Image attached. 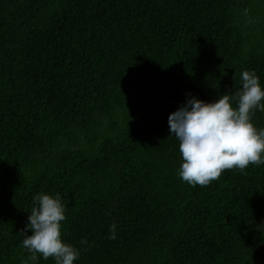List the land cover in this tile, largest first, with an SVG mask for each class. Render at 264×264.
<instances>
[{
    "label": "trees",
    "instance_id": "16d2710c",
    "mask_svg": "<svg viewBox=\"0 0 264 264\" xmlns=\"http://www.w3.org/2000/svg\"><path fill=\"white\" fill-rule=\"evenodd\" d=\"M245 69L264 86V0H0V264H55L22 246L38 193L74 264H264V165L193 187L168 124Z\"/></svg>",
    "mask_w": 264,
    "mask_h": 264
},
{
    "label": "clouds",
    "instance_id": "9594fccd",
    "mask_svg": "<svg viewBox=\"0 0 264 264\" xmlns=\"http://www.w3.org/2000/svg\"><path fill=\"white\" fill-rule=\"evenodd\" d=\"M240 82L238 90L218 94L211 101L188 94L169 114L170 136L179 141L178 175L193 187L207 186L226 169L243 172L250 164L264 165V128L257 129L251 120L254 111L264 112V86L255 70H243ZM33 201L21 230L30 259L37 261L39 254L45 260L53 258L55 264H74L80 250L62 239L66 215L60 195L38 193ZM117 227L115 222L109 225L110 239L117 238Z\"/></svg>",
    "mask_w": 264,
    "mask_h": 264
}]
</instances>
